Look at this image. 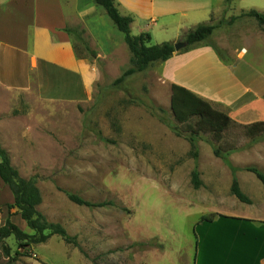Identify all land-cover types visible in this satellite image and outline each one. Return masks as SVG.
Masks as SVG:
<instances>
[{
    "label": "rangeland",
    "instance_id": "obj_1",
    "mask_svg": "<svg viewBox=\"0 0 264 264\" xmlns=\"http://www.w3.org/2000/svg\"><path fill=\"white\" fill-rule=\"evenodd\" d=\"M194 1L191 7L213 5L215 11L207 23L216 28L207 41L197 45L216 49L215 57L223 67L207 55L191 65L198 64L197 75L187 68L182 76L203 89L208 83L210 89L205 93L210 95L212 88L228 82L226 65L237 63L264 77V39H257L264 37L263 28L251 18L239 17L249 10L264 14V0ZM107 19L105 30L116 39H89L91 43L85 45L74 39L78 52L99 72L85 103L47 102L34 88L13 92L0 87V147L18 179L38 191L41 202L35 211L39 222L59 225L74 239L67 244L46 229L42 231L45 239L38 242L40 232L27 227L16 209L8 210L0 188V227L10 214V221L34 241L20 247L14 236L0 237V264H197L201 258L196 256L194 229L201 217L264 219V187L243 170L254 158L252 150L245 157L243 129L231 126L215 136L198 131L195 118L178 123L170 109V84L161 62L114 85L132 66L131 55L122 33ZM150 28L148 45L181 35L174 26ZM137 32L136 25L132 34ZM181 42L184 38L172 44ZM242 48L245 52L239 58ZM97 53L104 58L93 61ZM211 106L225 113L222 106ZM193 169L201 181L198 189L191 183ZM233 176L252 199L251 205L231 196ZM65 193L111 205L78 206Z\"/></svg>",
    "mask_w": 264,
    "mask_h": 264
},
{
    "label": "crops",
    "instance_id": "obj_2",
    "mask_svg": "<svg viewBox=\"0 0 264 264\" xmlns=\"http://www.w3.org/2000/svg\"><path fill=\"white\" fill-rule=\"evenodd\" d=\"M114 4L120 15L132 19L131 34L137 25L138 32L132 35L147 33L150 42V26L157 25L162 30L174 26L181 30V35L169 40L175 43L191 28L209 22L215 11L209 3L191 7V0H114ZM108 22L105 11L93 0H0V87L13 92H30L34 88L36 95L47 102L85 103L99 72L87 56L78 52L74 39H80L84 45L91 43L89 39H116L105 30ZM244 52L243 48L238 51L239 58ZM192 53L197 54L184 59ZM207 55L215 58L218 67H223L210 47L195 45L189 51L175 52L162 63L165 80L210 104L222 106L236 125L264 122V77L255 70L237 63L226 65L229 80L226 85L212 88L211 95L205 93L210 89L208 80L203 89L201 84L182 76L187 68L197 75L198 64L191 65ZM103 58L100 53L92 56L93 61ZM245 139V157H249L248 150L253 151L254 157L248 166L264 173V135ZM0 188L4 192L3 202L13 204L9 188L2 182ZM228 217L249 222L225 221L223 227L199 223L195 227L196 256L201 258L197 264H264V219Z\"/></svg>",
    "mask_w": 264,
    "mask_h": 264
},
{
    "label": "trees",
    "instance_id": "obj_3",
    "mask_svg": "<svg viewBox=\"0 0 264 264\" xmlns=\"http://www.w3.org/2000/svg\"><path fill=\"white\" fill-rule=\"evenodd\" d=\"M93 3L105 11L107 17L115 26V28L120 33H122L124 43L126 44L131 55L130 63L132 66L126 69L120 75V77L114 81V85L122 84L126 78H129L134 74L144 72L153 63H163L167 61L175 53L173 46L174 44L170 42H163L157 45H148L150 42L149 34L141 33L137 36H133L130 31L132 19L130 17L120 15L114 4V0H93ZM239 17H246L255 20L256 23L263 28L264 32V14L256 10H249L247 12L241 13ZM236 18L237 17L231 18V21H234ZM215 28V25L211 23L199 24L186 33L184 37V43L187 47H189L205 42L212 35ZM213 50L218 55V51L216 49ZM170 92V109L174 119L180 124L187 123L192 118H195V127L198 131L209 132L215 136H219L223 131L227 130L231 126H239L236 125L226 113L214 109L208 101L181 86L175 84L170 85ZM239 127L243 129L244 135L251 139H255L264 135V122H258L248 126ZM193 141L194 140L191 137L189 142L191 149L193 148L194 150ZM192 155L194 158H196L197 153L193 151ZM214 155L218 157V151H214ZM234 170L235 169L232 168V172H234ZM243 170L247 173L253 174L264 187V173L255 167L250 166L245 167ZM0 180L9 188L13 196V204L7 206L8 210L16 209L15 214L19 215L20 218L25 221L27 227L40 232L41 237L38 242H42V240L45 239L42 231L46 229L50 230L52 234L60 236L67 244L74 242V239L69 237L61 226L53 224L42 225V223L39 222V217L35 211V207L41 202L38 191L28 182L18 179L17 171L11 166L7 153L1 147ZM191 183L194 189H198L201 186L199 174L196 169H193L191 172ZM65 194L71 203L78 206L87 208H101L106 205H111L110 203H92L90 201L84 200L76 194ZM230 194L239 203L245 205L252 204V200L242 192L239 183L234 176L230 185ZM9 217L10 214H8V218L5 220L4 225L0 227V237L7 238L14 236L15 239L20 242V247L29 246L32 242H34L32 239H30L31 237L22 233V231L10 221ZM213 220L214 219H212L210 216H203L201 217L199 223L208 225L214 224L215 227H223L225 226V221L233 223L249 222L241 218L228 217L225 215H219L216 222ZM232 226L238 225L234 224ZM146 245L147 244H138V246L142 247Z\"/></svg>",
    "mask_w": 264,
    "mask_h": 264
},
{
    "label": "water",
    "instance_id": "obj_4",
    "mask_svg": "<svg viewBox=\"0 0 264 264\" xmlns=\"http://www.w3.org/2000/svg\"><path fill=\"white\" fill-rule=\"evenodd\" d=\"M173 46H174V50L176 52V51H179L180 49L184 48L186 46V44L181 42V43L174 44Z\"/></svg>",
    "mask_w": 264,
    "mask_h": 264
}]
</instances>
